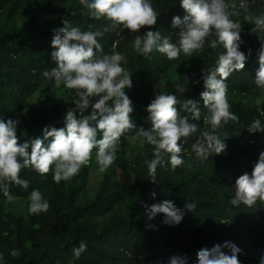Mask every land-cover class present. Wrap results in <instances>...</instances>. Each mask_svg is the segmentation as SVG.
I'll return each instance as SVG.
<instances>
[{"label":"trees","instance_id":"1","mask_svg":"<svg viewBox=\"0 0 264 264\" xmlns=\"http://www.w3.org/2000/svg\"><path fill=\"white\" fill-rule=\"evenodd\" d=\"M22 1L0 0V11L10 2L18 4ZM38 1L20 25L0 26V120L5 122L9 119L21 122L27 98L35 92L44 90L48 95L56 96L58 85L43 75L45 70L55 66L51 59V53L56 50L51 45L53 29L63 27L65 19L70 27H78L81 31H103L111 24L104 17H90L89 10L80 4V0ZM150 2L158 13L155 25L144 26L140 32L123 31L122 38L119 34L122 27L110 29L103 37H97L103 51L96 55L119 53L134 44L137 35L143 37L149 30L160 31L178 46L179 27L172 26V18L185 15L181 0ZM234 2L239 4L240 0ZM246 2L253 15H264V0ZM11 11H7L8 16ZM243 16L244 10L240 9V15L232 19L241 23L244 43L240 50L248 55V59L243 71L233 72L227 79V95H257L262 89L255 84V78L264 43V28L252 31L255 25L245 22ZM47 22H54L53 27L43 29L42 25ZM212 39L216 37L207 38L204 49L191 57L181 52L178 59L169 60L165 54L153 49L148 56L138 54L135 64L129 65L130 69L141 73L137 88L126 93L133 104L134 111L130 116L137 128L128 132L126 139L120 138L116 155L124 152L129 140L136 139L139 128L148 130L151 127L146 106L160 94L162 76L172 73L174 84L165 94H174L180 100H197L202 113L200 121H193L199 123L198 131L180 141L183 165L173 170L168 163L170 154H165L166 163L158 165L153 178L145 161L154 158V146L146 143L143 152L132 160L116 158L114 163L118 171L104 176L93 198H88L87 167L80 169L72 183L62 180L57 184L53 180V171L41 176L30 167L23 168L20 173L21 179L29 181L27 189L0 180L2 199L8 200L4 195L6 187L14 198L28 197L33 189H38L50 204L47 212L30 214L28 210L26 217L5 212L0 206V264H169L173 255L186 256V264H197L200 249H211L225 241L233 242L242 250L238 255L241 264H259L264 257V203L258 200L252 207L244 204L237 207L230 201L235 195L236 179L245 172L250 174L259 154L264 151V131L250 133L247 129L255 119L261 120L264 127V103L245 108L228 98L230 111L239 117V123L229 121L219 130L220 138L227 145L226 151L202 159L192 150V145L204 131H212L206 123L210 113L203 107L200 93L205 90V75L214 70L218 54L225 51L222 45L212 49L209 46ZM176 62L180 64L178 67ZM120 63L126 70V65ZM178 87H188V90L182 95L177 91ZM74 98L75 94L68 99L65 111L55 104L31 110L26 129L18 134L19 142L43 138L45 126L64 127V117L69 109L79 118ZM96 99L93 98V103ZM179 107L177 105L178 110ZM90 112L91 105L85 114ZM97 138H102V133L98 132ZM28 151H31V144ZM97 151L94 148L92 155ZM52 167L54 169V165ZM165 199L184 211L178 225L163 223V213L148 219L145 206ZM193 202L195 211L184 207L185 203ZM148 224L156 228H149ZM81 241L86 243L87 250L75 258L72 250L79 247ZM13 250H18L19 255L12 256ZM222 250L230 254L229 249Z\"/></svg>","mask_w":264,"mask_h":264},{"label":"clouds","instance_id":"2","mask_svg":"<svg viewBox=\"0 0 264 264\" xmlns=\"http://www.w3.org/2000/svg\"><path fill=\"white\" fill-rule=\"evenodd\" d=\"M80 4L89 10L92 18L102 17L111 21L103 31H81L78 27H70L67 19L64 26L53 29L51 45L56 50L51 53L55 66L45 70L43 75L55 81L56 85L63 82L64 86L74 92L73 102L79 111V118L72 109L67 110L64 117V127L45 126L43 138L37 137L24 142L17 135L20 121L0 120V180L14 182L27 189L29 181L20 178L23 168H33L39 175L46 176L53 171V180L59 184L77 175L82 166H87L92 157V150L98 149L96 160L101 172L106 171L116 160L121 137L137 128L130 113L134 111L133 104L125 89L133 87L130 73L121 67L124 57L120 53L97 56L102 52L101 43L97 37L113 28L131 32H140L144 26L151 27L157 23L158 13L150 0H80ZM185 12L183 18L176 15L172 18V26L179 27V43L162 36L160 31H147L143 37L137 35L134 48L137 53L148 56L153 49L165 54L169 60L178 59L181 52L188 57L204 49L207 38L212 39L210 47L216 49L222 45L224 52L218 54L214 70L204 77V91L200 93L203 107L210 115L206 123L212 131H204L201 138L192 145L196 156L208 159L213 154L226 151L227 145L220 138L219 130L229 121L239 123V117L230 111L231 104L227 98V79L233 72L243 71L248 55L240 50L244 43L241 37L242 26L234 21L233 16L240 15L244 10L243 19L255 25L252 31L264 28V15H253L249 12L246 0L237 4L234 0H181ZM95 49V50H94ZM251 50H249L250 55ZM188 85L189 78H186ZM192 83H199L193 81ZM255 84L264 89V43L259 52V67L256 70ZM188 87H178L182 95ZM93 98H97L93 103ZM91 105L90 114L85 110ZM179 105V110L177 108ZM151 120L148 130L139 128L134 138L142 137L148 144L154 146V158L145 161L150 176L156 175L158 165H165L164 155L170 154L169 161L173 170L183 165L180 155L181 139L187 140L198 131L201 120V107L197 100L185 98L180 100L174 94H159L146 106ZM185 113V114H182ZM250 133L264 131L261 120L255 119L248 127ZM98 132L102 138H97ZM49 138H51L49 140ZM45 141H48L45 144ZM29 144L31 151L29 152ZM54 165V169L53 166ZM154 181V180H153ZM235 195L230 203L233 206L244 204L252 207L259 200L264 203V151L259 154L251 173L240 175L235 181ZM8 201L14 199L8 187L4 190ZM155 192L152 193L155 198ZM30 214L47 212L49 201L40 190L33 189L29 196ZM189 211H195L196 204L185 203ZM149 220L163 213V223L178 225L181 223L184 211L171 200H163L151 206H145ZM223 223V222H220ZM155 229V225H146ZM230 251L225 252L222 249ZM87 250L83 241L79 247L73 248V255L79 258ZM241 249L231 241L217 243L211 249L202 248L198 251L197 264H241L238 255ZM12 256H18V250H13ZM186 256L173 255L169 264H186ZM259 264H264L261 257Z\"/></svg>","mask_w":264,"mask_h":264},{"label":"rangeland","instance_id":"3","mask_svg":"<svg viewBox=\"0 0 264 264\" xmlns=\"http://www.w3.org/2000/svg\"><path fill=\"white\" fill-rule=\"evenodd\" d=\"M39 4L38 0H24L18 4L10 2L7 8H4L0 11V26H11V25H20L21 21L26 17L30 11ZM12 10L10 12V16H8L7 11ZM54 25V22H47L42 25L43 29H50ZM124 60L122 62L126 65V71L130 73L131 79L133 81V87L129 89H125V92L134 91L139 83V79L141 73L137 69H130L129 65L131 63L135 64L137 56L139 53L136 52L134 48V44L129 45L127 48L123 49L119 52ZM160 53V52H159ZM161 54V53H160ZM176 67L180 64L178 62L175 63ZM174 84V78L172 73H166L162 76L161 81L159 82L160 94H165L166 90ZM74 95V92L68 90L63 82L58 85L57 94L55 97H52L46 93L44 90H39L29 96L26 101L24 116L21 122L17 126V135L26 129L27 124L29 123V113L31 110L35 108H46L51 104L57 105L63 111H65L68 99ZM227 98L236 102V104L240 107H255L260 106L264 103V89H261L259 94L257 95H241V94H229ZM147 141L140 137L136 139L129 140L125 144V149L122 154L116 155V158H123L127 160H132L135 156L142 153L144 150V146ZM89 169L88 179H87V191L88 198H93L98 189V186L101 180L107 174L115 173L117 167L115 163H113L106 171L101 172L99 170V165L96 160V155H92L90 163L87 166ZM72 177L70 180L65 182L72 183ZM30 205V199L28 197H16L12 201H8L0 198V206L5 210V212L13 213L15 216L26 217L28 209ZM233 228H238L236 226H231Z\"/></svg>","mask_w":264,"mask_h":264},{"label":"built area","instance_id":"4","mask_svg":"<svg viewBox=\"0 0 264 264\" xmlns=\"http://www.w3.org/2000/svg\"><path fill=\"white\" fill-rule=\"evenodd\" d=\"M127 29H122V31L119 33L121 38L124 37V32L123 31H126ZM130 31V30H129ZM131 32V31H130ZM132 33V32H131ZM117 43L114 44V46L116 47Z\"/></svg>","mask_w":264,"mask_h":264}]
</instances>
